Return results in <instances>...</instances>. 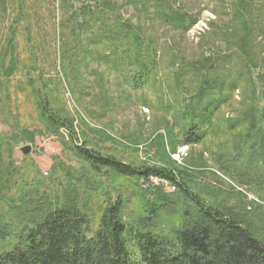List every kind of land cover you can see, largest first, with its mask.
Returning a JSON list of instances; mask_svg holds the SVG:
<instances>
[{
	"label": "trees",
	"instance_id": "trees-1",
	"mask_svg": "<svg viewBox=\"0 0 264 264\" xmlns=\"http://www.w3.org/2000/svg\"><path fill=\"white\" fill-rule=\"evenodd\" d=\"M127 1L143 10L153 7L156 21L182 33L197 23L195 16L174 11L162 0ZM230 3V13L215 12L218 21L209 27L226 37L232 48L213 63L207 58L206 64H198L200 82L182 100L172 126L180 144L189 147L206 144L213 134L221 139L223 134L228 136L230 141L213 153L217 169L264 198V106L260 105L264 101V0ZM94 4L96 10L83 5L82 11L101 23L90 42L103 44L106 54L101 60L114 69L116 79L132 91L145 89L158 71L154 43L138 27L122 21L110 0ZM17 5L10 33L18 21L28 23L25 1ZM114 14L117 17L111 19ZM11 39H7L8 50L14 48ZM232 57L241 67L233 79L223 64ZM12 68L6 70L8 75ZM253 69L261 72L262 96L255 93L254 80L248 79L252 105L240 116L223 121L224 108ZM40 100L46 128L60 139L69 163H57L46 183L36 174L21 175L22 169L0 154V264H264V241L257 238L253 221L239 206H224L213 190L206 191L211 193L208 200L202 197L192 184V173L174 163L134 165L77 143L71 120L59 111L52 113L48 101ZM61 129L67 130V139ZM31 134L23 133V140L31 142ZM4 142L0 137V152ZM57 171L60 178L54 175ZM9 172L22 178L20 186L4 183ZM151 177L167 180L176 192L146 189Z\"/></svg>",
	"mask_w": 264,
	"mask_h": 264
},
{
	"label": "rangeland",
	"instance_id": "rangeland-1",
	"mask_svg": "<svg viewBox=\"0 0 264 264\" xmlns=\"http://www.w3.org/2000/svg\"><path fill=\"white\" fill-rule=\"evenodd\" d=\"M24 1L28 23L18 21L19 26L10 33L19 0H0V137L5 141L0 154L3 159L22 169L21 175L36 174L46 183L57 163H69L60 139L50 134L40 113V98H44L52 113L59 111L71 120L77 143L84 142L103 154L134 165L174 163L177 168L192 173V184L202 197L208 200L211 193L206 191L213 190L224 206H239L241 212L249 214L257 238L264 241V198L233 183L215 164L213 153L230 141L228 136L223 134L225 138L221 139L220 134H213L206 144L185 149L172 126L173 117L182 109V100L200 82L198 64H206L207 58L213 63L232 48L226 37L209 27L218 21L215 12L225 16L230 13V0H162L174 11L180 9L196 17L197 23L185 33L156 21L153 7L143 10L127 0H110L121 20L138 27L155 45L157 75L141 91H132L125 82L116 79L114 69L101 60V55L106 54L103 44L90 42V38L94 40L99 34L101 23L90 20L82 11L85 6L96 10L94 2L98 0ZM115 17L114 14L111 19ZM10 37L13 50L7 46ZM223 64L231 79L241 69L233 57ZM11 65L8 75L6 70ZM260 73L259 69H253L244 78L242 87L224 108L223 121L240 116L252 105L254 96L248 79L254 80L255 93L262 96ZM260 105L263 107L264 101ZM218 125L224 130L223 123ZM29 132L33 140L28 143L23 140V133ZM60 134L67 139V130L61 129ZM26 146L31 147L27 156L21 152ZM60 172L54 175L60 178ZM12 176L10 172L4 176V183L20 186L22 178ZM154 180L164 181L151 177L145 188H161L153 185ZM161 189L166 194L176 192L171 186Z\"/></svg>",
	"mask_w": 264,
	"mask_h": 264
},
{
	"label": "built area",
	"instance_id": "built-area-1",
	"mask_svg": "<svg viewBox=\"0 0 264 264\" xmlns=\"http://www.w3.org/2000/svg\"><path fill=\"white\" fill-rule=\"evenodd\" d=\"M187 147H188V146H185L184 148L187 149ZM153 183H154L153 185H156L157 187H161V188H163V189H164V188H165V189L168 188V186L173 187V186H172L167 180H166V181L164 180V181H162V182H161V181H160V182H157V180H154ZM163 183H164V184H163ZM161 185H162V186H161ZM174 188H175V187H174Z\"/></svg>",
	"mask_w": 264,
	"mask_h": 264
},
{
	"label": "water",
	"instance_id": "water-1",
	"mask_svg": "<svg viewBox=\"0 0 264 264\" xmlns=\"http://www.w3.org/2000/svg\"><path fill=\"white\" fill-rule=\"evenodd\" d=\"M30 149H31L30 146H26L21 149V152L23 153V155L27 156L29 154Z\"/></svg>",
	"mask_w": 264,
	"mask_h": 264
}]
</instances>
